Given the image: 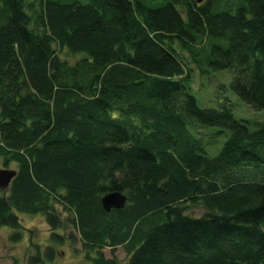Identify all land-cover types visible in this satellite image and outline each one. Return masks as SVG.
Segmentation results:
<instances>
[{
  "label": "trees",
  "instance_id": "16d2710c",
  "mask_svg": "<svg viewBox=\"0 0 264 264\" xmlns=\"http://www.w3.org/2000/svg\"><path fill=\"white\" fill-rule=\"evenodd\" d=\"M195 69L263 117L200 106ZM0 163V226L50 227L28 263L264 264V0H0Z\"/></svg>",
  "mask_w": 264,
  "mask_h": 264
},
{
  "label": "rangeland",
  "instance_id": "374dc122",
  "mask_svg": "<svg viewBox=\"0 0 264 264\" xmlns=\"http://www.w3.org/2000/svg\"><path fill=\"white\" fill-rule=\"evenodd\" d=\"M230 82L231 75L227 70L209 71V73L205 75H200L197 74V71L195 69V72L192 74V77L190 79V86L200 106L217 107L219 101H221L223 97H230L232 95L233 98H230V100L234 106L235 116L239 117V115L242 114L251 118V116L253 115V120L255 117H257V115L258 117H263L262 112L260 113L259 111H253L252 108L241 104V101L235 95L232 94ZM10 164L15 165V167H9V165H7V168L16 169L17 165L15 163ZM0 166L4 165L0 164ZM21 219L22 222L24 221V225L27 229L24 230L25 234L20 236V238L17 240H12L10 238V235L12 233L11 228H9L8 226H0V264H33L27 262V255L28 253L32 252L30 247L33 244L34 240L31 241V243L29 244V237L27 236L31 235L35 238H46L45 235L47 234V231H49L50 227L45 222V218L43 215L37 214L32 216H26V218L21 217ZM30 231L32 234L29 233ZM80 248L81 244L78 243L76 245V249H78V254L77 256H75L71 252V247L69 248L66 244H63L59 252L62 256L60 263L62 264L64 262V264H69L68 261H70L72 258L76 259V257H78L77 261L74 260V263L72 264H88L85 263V261H80L82 260L81 252L79 251ZM45 253L48 254L49 250H45ZM103 253L106 257L115 255L118 258H123L125 256V252L121 246H118L113 250L108 247L103 248ZM31 255H33V253ZM84 260L87 261L86 257L84 258ZM38 264H51V261L48 259V257L44 256L43 261L40 263L38 262Z\"/></svg>",
  "mask_w": 264,
  "mask_h": 264
},
{
  "label": "water",
  "instance_id": "95a60500",
  "mask_svg": "<svg viewBox=\"0 0 264 264\" xmlns=\"http://www.w3.org/2000/svg\"><path fill=\"white\" fill-rule=\"evenodd\" d=\"M200 1V0H198ZM15 169L0 168V188L8 186L9 182L16 174ZM126 201V196L119 191H111L101 198V203L106 210L111 208H121Z\"/></svg>",
  "mask_w": 264,
  "mask_h": 264
},
{
  "label": "clouds",
  "instance_id": "9594fccd",
  "mask_svg": "<svg viewBox=\"0 0 264 264\" xmlns=\"http://www.w3.org/2000/svg\"><path fill=\"white\" fill-rule=\"evenodd\" d=\"M9 167H15V165H13V164H9Z\"/></svg>",
  "mask_w": 264,
  "mask_h": 264
}]
</instances>
